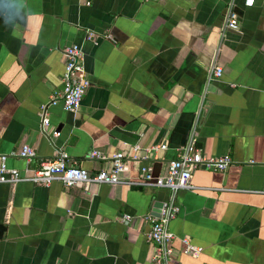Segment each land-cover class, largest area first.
I'll use <instances>...</instances> for the list:
<instances>
[{
  "label": "crops",
  "instance_id": "crops-1",
  "mask_svg": "<svg viewBox=\"0 0 264 264\" xmlns=\"http://www.w3.org/2000/svg\"><path fill=\"white\" fill-rule=\"evenodd\" d=\"M229 4L238 29L222 35ZM87 31L110 37L96 45ZM71 44L90 86L77 111L51 106L42 130L39 106L61 86ZM213 65L223 74L209 80ZM195 119L201 153L233 163L177 191L170 264H264V0H0V154L36 151L7 166L26 174L64 151L93 173L122 151L124 179L140 165L158 176ZM169 196L152 184L0 182V264H154L147 217Z\"/></svg>",
  "mask_w": 264,
  "mask_h": 264
},
{
  "label": "built area",
  "instance_id": "built-area-1",
  "mask_svg": "<svg viewBox=\"0 0 264 264\" xmlns=\"http://www.w3.org/2000/svg\"><path fill=\"white\" fill-rule=\"evenodd\" d=\"M248 0H243L245 7L252 6ZM89 4V2H87ZM232 4H229V10L225 18V22L221 28L223 35L227 30L238 29L237 15L231 10ZM101 37H110L109 34H102ZM87 39L96 43V34L93 31H87ZM64 57V69L61 75V86L54 89L48 100L42 103L38 109V116L41 121V129L46 130L49 126V108L60 104L63 109L68 112H75L81 104V100L90 86V80L83 64L84 52L79 44H71L62 49ZM223 74L221 66H211L208 70V79L219 78ZM197 120L192 127L191 134L187 142L178 150L176 158H174L166 168L164 174L153 176L151 168L148 165H140L138 175L135 179H124L122 173L126 168L127 155L118 151L112 154L110 165L98 169L91 173L85 168L75 164H68V155L62 151L53 159H43L38 161V165L34 168H28V173L21 174L19 169L7 166L9 157H18L32 161L36 157L35 149L23 144L17 150L8 154H0V182L15 184L19 181H30L35 184L48 185L53 180H59L65 187L75 186L81 183H97L110 184L126 183L134 185L152 184L155 186H163L170 190V196L163 203L159 216L149 215L147 218L151 221L150 230L147 238L153 245V263L154 264H170L173 259V234L169 229L172 219L177 216L179 207L176 204V193L180 189H190V182L193 173L198 169H208L214 171H223L233 163L230 155L221 157H208L201 153L197 147V138L195 134ZM52 137L59 135L58 131L51 133ZM139 146H134L135 153L140 150ZM89 157H99L96 152H91ZM132 158H136L135 154H131ZM264 193V190H263ZM125 219L128 216H124ZM185 244L184 252L191 255H198L201 251L200 247H195L183 238L181 240Z\"/></svg>",
  "mask_w": 264,
  "mask_h": 264
},
{
  "label": "water",
  "instance_id": "water-1",
  "mask_svg": "<svg viewBox=\"0 0 264 264\" xmlns=\"http://www.w3.org/2000/svg\"><path fill=\"white\" fill-rule=\"evenodd\" d=\"M102 40H103V37H101V36L98 37L96 39V45L99 42H101ZM162 205H163L162 202H156V203H154V206L156 207V210H155L156 212H155V214H153V216H155V217L159 216V213H160V210H161ZM6 229H7V225L0 222V238L3 237V234L6 231Z\"/></svg>",
  "mask_w": 264,
  "mask_h": 264
},
{
  "label": "clouds",
  "instance_id": "clouds-1",
  "mask_svg": "<svg viewBox=\"0 0 264 264\" xmlns=\"http://www.w3.org/2000/svg\"><path fill=\"white\" fill-rule=\"evenodd\" d=\"M15 21V18H7L5 19V23L9 24V23H13Z\"/></svg>",
  "mask_w": 264,
  "mask_h": 264
},
{
  "label": "snow or ice",
  "instance_id": "snow-or-ice-1",
  "mask_svg": "<svg viewBox=\"0 0 264 264\" xmlns=\"http://www.w3.org/2000/svg\"><path fill=\"white\" fill-rule=\"evenodd\" d=\"M248 2H249V3H251V2H252V0H248Z\"/></svg>",
  "mask_w": 264,
  "mask_h": 264
}]
</instances>
